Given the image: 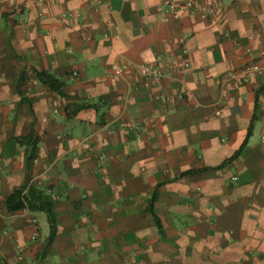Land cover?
I'll use <instances>...</instances> for the list:
<instances>
[{"label": "crops", "instance_id": "1", "mask_svg": "<svg viewBox=\"0 0 264 264\" xmlns=\"http://www.w3.org/2000/svg\"><path fill=\"white\" fill-rule=\"evenodd\" d=\"M183 1L0 0V264H264V0Z\"/></svg>", "mask_w": 264, "mask_h": 264}, {"label": "built area", "instance_id": "2", "mask_svg": "<svg viewBox=\"0 0 264 264\" xmlns=\"http://www.w3.org/2000/svg\"><path fill=\"white\" fill-rule=\"evenodd\" d=\"M182 12L197 13L210 18L216 17L221 13L220 0H184L180 6L171 4L162 11L161 20L178 19ZM182 52H185V50L183 49ZM260 68L261 66L256 62L249 63L241 67L238 71H235L232 78L238 75L243 80H247L251 73L260 70ZM111 70L114 75L118 76L121 75L123 68L119 64H112ZM138 70L141 76L146 79L147 84L152 82L157 83L164 76V71L158 62L154 64H141L138 66ZM153 97L156 98L157 95H153ZM36 235L37 232H33L31 238H34Z\"/></svg>", "mask_w": 264, "mask_h": 264}, {"label": "trees", "instance_id": "3", "mask_svg": "<svg viewBox=\"0 0 264 264\" xmlns=\"http://www.w3.org/2000/svg\"><path fill=\"white\" fill-rule=\"evenodd\" d=\"M38 77L50 88L61 93L62 82L58 80L52 73L41 71L37 73ZM89 105V104H87ZM85 106L81 105L80 107ZM32 150L27 156V160L32 158ZM6 210L14 213L21 210L37 212V211H51V196L46 191L28 185L25 188L14 190L9 193L5 199Z\"/></svg>", "mask_w": 264, "mask_h": 264}]
</instances>
